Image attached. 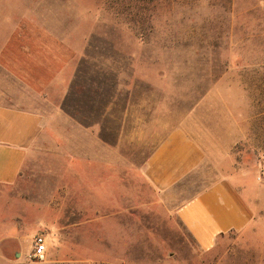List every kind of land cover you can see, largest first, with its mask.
<instances>
[{
	"label": "rangeland",
	"instance_id": "rangeland-1",
	"mask_svg": "<svg viewBox=\"0 0 264 264\" xmlns=\"http://www.w3.org/2000/svg\"><path fill=\"white\" fill-rule=\"evenodd\" d=\"M62 2L57 10L68 23L60 33L79 51L86 41L68 109L90 125L100 113L104 139L116 140L117 216L80 213L75 153L40 154L14 185L0 186V264H264V0ZM219 81L236 87L245 118L246 138L233 149L228 174L254 217L203 251L176 208L218 173L199 170L177 195H156L139 172L152 146L124 137L133 126L125 113L182 120ZM113 98V117L103 120ZM38 235L47 252L30 259Z\"/></svg>",
	"mask_w": 264,
	"mask_h": 264
},
{
	"label": "crops",
	"instance_id": "crops-1",
	"mask_svg": "<svg viewBox=\"0 0 264 264\" xmlns=\"http://www.w3.org/2000/svg\"><path fill=\"white\" fill-rule=\"evenodd\" d=\"M62 1L0 0V186L14 185L38 155L68 150L76 154L82 170L77 178L80 213L116 217L121 193L116 140L104 139L100 113H93L90 125L68 109L84 74L86 41L79 51L60 33L68 23L57 10ZM225 85L219 81L182 120L166 121L162 114L143 111L137 117L129 107L125 113L126 124L133 126L124 137L128 133L132 142L152 146L139 172L156 195H177L199 170L218 173L176 208L177 220L203 251L212 250L224 235L243 231L254 217L236 179L228 174L233 149L246 138V128L236 87L226 90ZM106 105L103 120L113 117L116 98Z\"/></svg>",
	"mask_w": 264,
	"mask_h": 264
},
{
	"label": "built area",
	"instance_id": "built-area-1",
	"mask_svg": "<svg viewBox=\"0 0 264 264\" xmlns=\"http://www.w3.org/2000/svg\"><path fill=\"white\" fill-rule=\"evenodd\" d=\"M47 252V242L46 238L43 235H38L34 239L33 249L29 253L30 259H40Z\"/></svg>",
	"mask_w": 264,
	"mask_h": 264
}]
</instances>
